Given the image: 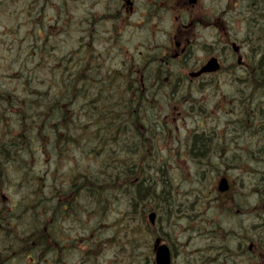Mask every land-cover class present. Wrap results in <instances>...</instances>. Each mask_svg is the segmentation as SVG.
Returning <instances> with one entry per match:
<instances>
[{"label": "rangeland", "instance_id": "rangeland-1", "mask_svg": "<svg viewBox=\"0 0 264 264\" xmlns=\"http://www.w3.org/2000/svg\"><path fill=\"white\" fill-rule=\"evenodd\" d=\"M14 1L2 0L5 5L2 10L5 12H0V85L20 91L22 83L23 88L26 87L23 78L20 77L21 71L24 70L22 68L23 62L26 59L24 51L28 50V45L31 43L27 37L28 29L24 23L25 19L16 8L20 6V3H14ZM99 1L70 0V7L73 8V15H70L71 27L74 29L72 43H70L71 48H78V39L80 41V31L78 29H80L84 13L91 10L97 11L100 7ZM215 4L221 5L222 0L215 1ZM261 19H263L262 14ZM168 22L170 21L167 20ZM246 27L249 29L251 26L246 23ZM252 29H254V25H252ZM60 36H62V33H60ZM20 49L23 56L18 54ZM34 59L37 60L33 57L28 60L29 67L32 66ZM13 74L17 76L13 77ZM229 80L221 76V83L216 84L214 89L207 88L202 91L198 90L195 94L192 93L190 98L195 99V102L191 101L190 106L193 105L194 109L180 110L182 112L181 116H179L177 110H166L164 113L161 110L163 115L173 113L177 121L170 123L171 127L169 128L173 132L171 131V134L168 132V136H162L157 141L158 149L152 156L154 159L152 158L150 165L152 168L159 170L158 173L157 171H150L149 178L152 176L158 184H165L175 200V202H172L171 210L164 214V228H159V232L162 229L171 232L173 243L169 245L172 247V251L180 254L179 257L176 256L173 259L174 264H187L183 256H193L196 251H204L208 246L206 236L209 237V242L215 246L224 247L222 245L228 244L229 247H224L225 250L234 253L237 243L241 247L242 239L239 241V238L246 231L251 236L254 235L252 232L256 227L253 225L257 224V217L263 215L260 212L261 209L264 212V182L262 177V172L264 173V129L262 130L261 127L257 129L259 133L255 129L256 126L262 124L263 116L256 112L261 118L259 119L260 122L255 121L254 111L251 109L247 113L246 109V115L243 116L245 119H241L240 124H237L238 119L235 112L237 107L234 98L237 96L238 90ZM31 87L32 85L28 86L27 92L22 91L23 98L34 97L29 91ZM258 96L260 98L261 96L264 97L262 90L257 93ZM242 108L244 110L245 107ZM251 114L253 116L250 117ZM10 117L14 118L13 121H20L21 119L17 118L16 114H11ZM93 122H97L96 119ZM16 126L18 125L16 124ZM117 127H113V130L116 131ZM103 129L112 128L105 127ZM206 129H215L218 135H223L225 130H229L226 131L225 137L222 136L225 142H230L226 147L217 144L215 141H213V144L211 139H215V135L208 138L210 140L208 148L215 157L212 158L207 153H205V156L212 159L213 162L207 157L193 158L191 153L189 140L191 132ZM2 140L3 138L0 136V142ZM86 142L87 139L84 137L83 143L85 145ZM81 150L83 154L78 150L73 156L69 155L72 156L69 158L70 160L65 159L67 168L70 167L69 170L74 168V174L78 178L83 176V173H86L89 169L99 170V166L102 164L101 156L98 158L92 155L86 156V147ZM53 151L48 148L45 156L33 153H28V156H26L25 162L28 164L26 167H31L32 175L37 178L35 175L39 173V176L44 178V180H41L42 191L36 193L29 190L25 185L26 182L23 183L21 180L23 178L21 166L24 162L22 157L19 165L5 166L12 173L14 182L12 187L3 192L9 195L7 199L10 206L15 203L18 205L19 202H26L25 198L27 196L31 197L30 200H33L37 193L43 200L54 195L56 206L59 205V196L70 194L67 190V184L58 178L66 177L65 169L64 171L57 170L62 164L63 156ZM60 173L63 175L57 176ZM78 173H80V176ZM223 176H226L231 183V189L227 194H221L217 190L218 182ZM56 189H59V191ZM85 190L87 189H81L82 192ZM76 193L73 192L72 194L74 196L72 199L75 202L69 217L65 216V219L54 218L57 233L64 236L65 239L57 247L59 253L54 254L55 264H82L78 262L83 252H90L93 255L92 258H94L85 264L154 263L152 245L155 237L151 233L150 236L148 234L144 235L142 231L137 233L136 229H134L135 233L132 231L136 227L143 228L142 223L135 219V211L128 207L127 202L129 200L123 202L122 197L119 199L121 192H114L116 197H114L115 199L112 197L110 203L101 202L100 204L99 202H90V198L85 197V195L87 196L86 192L83 194ZM126 198L128 199V197ZM193 200H199V202H194V207L190 206L193 203L190 201ZM32 203L43 204L40 201H28V206ZM44 203L47 204V202ZM187 206L193 207L195 210V215H192L193 219L188 218L191 216L190 213L187 216H182L179 213L180 210L186 212ZM97 210L103 214H101L102 219L97 217ZM4 212L5 216L12 215L9 208L4 209ZM35 214V216L29 215L30 224H27L26 220L21 217L13 219L15 216H10L12 220L11 232L16 233L17 236L27 238L33 230L36 231L44 223V229H46L47 223L43 221V218L46 220L47 216L41 218L37 213ZM123 221L129 222L127 230L120 226V222ZM117 232H120L123 238L111 240V237L117 235ZM159 232L153 231V233ZM164 233L165 231L162 234ZM10 236L12 235L10 234ZM158 236L163 238L162 235ZM167 241L172 242L171 239ZM125 242H127L125 252L121 253L118 251L119 246L117 244L122 245ZM63 243H70L66 247L65 254H62ZM9 245L10 242L7 237L0 233V251L5 255L10 254L7 264H28L27 262H30V259L20 260L16 258V253L9 249ZM90 246H92V249ZM30 253L32 252H27L24 257L31 256ZM48 259L49 255L44 254L40 259L41 264H47Z\"/></svg>", "mask_w": 264, "mask_h": 264}, {"label": "flooded vegetation", "instance_id": "flooded-vegetation-1", "mask_svg": "<svg viewBox=\"0 0 264 264\" xmlns=\"http://www.w3.org/2000/svg\"><path fill=\"white\" fill-rule=\"evenodd\" d=\"M215 1L217 0H100L98 10L86 11L81 19L80 42L84 58L86 59L89 49H92L95 60L90 65L97 70L99 83H110L108 79L105 80L106 75L122 77L126 80V85L122 88L126 89L133 102L137 101L138 108L146 110L148 106H153L158 110L157 116L163 118L158 122H176L177 118L173 113L163 115L161 110H177L181 116L180 110L193 109L190 104L195 99L190 98L191 94L207 88L214 89L216 84L221 83V76L230 79L229 82L236 89L245 93L253 89L260 91L262 72L259 61L262 52L261 47L254 43L260 41L264 0H222L221 5H216ZM69 7L70 0L22 1L18 12L25 19L27 37L34 42L30 45L37 49L38 43L50 44L48 41L52 39L49 37H54L56 32L59 37L67 36ZM167 20L170 22L167 23ZM246 23L251 26L249 29ZM252 25L255 29H252ZM61 27L64 30L62 36ZM65 44L63 49L52 47L53 55L60 57L68 54L69 48ZM212 58L218 59L221 69L195 76ZM66 59H69V55ZM90 65L87 64V67L92 68ZM68 68L69 64L66 65V79L62 77V84L69 83ZM59 84L60 81H56L55 85ZM49 89L55 91L54 87ZM114 90L118 91L119 87L115 86ZM255 99L261 100L259 96ZM18 106L6 104L3 107L12 112ZM243 114L246 115V108ZM253 114L255 121L260 122V116ZM98 119L102 121L103 118ZM145 122H148L147 118ZM8 173L11 174L5 166H0V181L8 184L6 188L12 186ZM2 201L0 220L7 219L4 209L8 208L12 215L7 216H15L13 219L21 217L27 224L31 222L29 215L39 213L41 218L44 214L47 215V264H55V245H60L56 240L64 242L65 239L57 233L54 226V195L49 197V202L45 205L43 202L28 206V202H19L18 205L15 203L10 206L5 195H2ZM63 206L64 209L68 207L66 204ZM60 218L65 219L63 216ZM6 222L7 227L9 223ZM253 226L256 227L252 232L254 235L251 236L246 231L239 238V241L242 239V246L239 247L237 243L234 253L211 244L206 236L208 246L204 251H196L193 256L181 255L187 264H264V216L257 217V224ZM0 227L5 226L0 223ZM32 236L36 237L35 234ZM63 244L64 249L70 245ZM39 247L38 250L42 253L43 247ZM176 253L172 251V264L173 259L180 255ZM30 254L33 264L36 257L33 253Z\"/></svg>", "mask_w": 264, "mask_h": 264}, {"label": "trees", "instance_id": "trees-1", "mask_svg": "<svg viewBox=\"0 0 264 264\" xmlns=\"http://www.w3.org/2000/svg\"><path fill=\"white\" fill-rule=\"evenodd\" d=\"M23 1L27 2L28 0ZM4 6L5 5L3 4L2 0H0V12H5L2 10ZM61 6H63V3ZM69 13L71 16L73 15L72 7H69ZM262 17L264 19V14H262ZM260 29V41L257 40L254 45L261 47L262 57L259 61V65L262 76L260 78L259 88H261L262 95H264V21L262 23V28ZM60 31V33L64 31L62 27L60 28ZM73 31L74 29L71 27L70 19L67 36L59 37L56 32L54 37L52 35L49 37L52 39V41H48L50 44L38 43L37 49L30 44L28 45V50L24 51V55L26 56L22 66L24 70H22L20 73V77H22L25 82V88H23V83L20 91L13 90L2 84L0 85V114L2 112L9 113V109L3 107L6 104H16L19 106L16 109L13 108V110L17 112V118H21L20 121H14V123L18 125L17 128H19L21 132L18 135V133L15 131L11 132L9 124H7L9 119L12 120L14 118L8 116V114L0 115V136L3 138V140L0 142V151L9 150L10 146L13 144L16 145L18 140H20L21 148L23 150L22 160L24 161L21 166L23 172V181L26 182L25 185H27L28 189L32 190L33 193L42 191L41 180H44V178L39 176V173L35 175L37 177L35 178L31 173V167H26L28 164L25 161L28 153H34L38 151L41 152L42 150L46 151L48 148H51V151H55H53L54 153L62 154L63 161L57 170L64 171L65 169L66 177L62 176L58 178L60 181H63L67 184V190L70 194H62L59 196V202H63L68 207L64 211V204L56 205L55 218L61 216L69 217L71 211L74 208L75 202L74 199H72V197H74L72 196L73 192H77L76 194H83L86 192L88 197L86 195L85 197L90 198V202H99L100 204L101 202L110 203V199L112 197L115 199L114 197H116L114 192L119 191L121 192L119 199L122 197L123 202L129 200L127 202L128 207H131L135 211V219H138L142 223V230L139 227H136L133 228L132 231L135 233L134 229H136L137 233L142 231L144 235L148 234L149 236L151 233L153 237L155 235H162L164 238L166 237V240L171 239L172 242H168L172 245L173 240L171 232L164 229L159 232V228H164V214H167L171 210L173 206L172 202H175V200L170 190L166 188L165 184H158L156 179H153L152 176L149 178V175H151L150 171H157L158 173L159 170L152 168L150 165V161L152 158L154 159L152 156L158 149L157 141L162 136H168V132L171 134L172 129L169 128L171 127V124L158 122V120L161 118L157 117L159 112L153 106H148L146 110H141L138 108L137 103L131 100V96L129 94L126 93L122 95L120 92L117 93V99H113L115 97L113 92L107 93L109 95V99L103 102V119L102 121H99V117H97V115L94 116V113H96V111L98 112L97 104L90 97L92 95L95 96V90L91 86H89L84 92L82 90V82L84 77L96 82H99L100 80L97 70L93 68V65H90L91 61L95 60V56L91 53L92 49H89L88 55L85 59L84 50H80L79 45L77 49L74 47L71 48L70 43H72ZM78 31H80V29H78ZM50 34H52L51 30ZM30 43L34 44L32 41H30ZM64 44L69 48L68 54L65 56L60 54V57L53 55L52 47L63 49ZM38 49L40 53H38ZM18 54L23 56L21 54V50L18 51ZM67 55H69V59H66ZM32 57L37 58V60L34 59L32 61V66H37V70L34 68L30 69L32 66L29 67L28 65V60ZM67 64H69V85L65 89L63 86H54L56 81H60V84H62L63 78L65 77L66 79L64 72L66 71ZM87 64L92 68H88ZM57 65H59V68H56ZM61 65H64V67ZM16 76V74H13V77ZM107 79L110 81V83H112L111 79L115 80L117 78H115V75H106L105 80ZM255 81L256 79H254V87ZM42 84L48 85L49 87H54L55 91H60L68 95L70 100L62 101L59 96L51 94L48 91V88L39 90V87ZM29 85H32L29 91L34 95V97L23 98L22 91L27 92ZM237 90V96L234 98V103L237 107V110L235 111L236 118L238 119V121H236L237 124H240L241 119H245L243 117L244 114L242 107L247 109V113H249V111L252 109L254 113L259 112L260 116H263V120L261 121L262 124L255 127L256 131L259 133V130L257 129L260 127L262 130L264 129V99H262L264 97L261 96V100L259 101L255 98L257 97V93H259L261 90L255 91L253 89L252 92L247 93L240 89ZM84 95L89 97L91 104V108L88 109L91 118L88 122L82 121V117L79 115V105L81 104L80 100ZM66 103H70L71 105L69 111L66 108L64 110L65 112L59 110V107ZM146 118L148 119V122H145ZM95 119L97 122H93ZM115 126H118L116 131L113 130V127ZM105 127H110L112 129H103ZM227 130L224 132L226 133ZM225 133H223V135H226ZM5 134H7L6 138L4 137ZM211 135L216 136L215 139L212 138L211 141H215L217 144H219L217 139L222 138L223 135H218L215 129H206L201 131L193 130L191 132L189 140L193 158L200 159L202 157H207L205 156V153L209 154V156L212 158L215 157L208 148V144H210V140L208 138ZM122 136L124 137L121 138ZM84 137L87 139L86 145L83 143ZM85 147L86 156L92 155L95 158L101 156L102 164L99 166V170L89 169L86 173H83V176L78 178L74 174V168L72 170H69L70 167L67 168L65 159L70 160L69 158L72 157L78 150L83 154L81 149L84 150ZM210 160L213 162L212 159ZM19 164L20 162L17 165ZM8 175L11 185L13 186V175L12 173H8ZM61 175L63 174L60 173L57 176ZM78 175L80 176V173H78ZM262 177L264 182L263 172ZM7 186L8 184L5 185L0 181V202H3L1 196L4 191H7ZM84 188L87 190L82 192L81 189L83 190ZM56 190L59 191V189ZM126 197H128V199ZM29 198L31 197L27 196L25 198V200H27L26 202H49V197L43 200V198L38 195V193L33 200H30ZM199 200L190 201L193 202L190 206H193L195 204L194 202H199ZM45 204L46 203H44V205ZM190 206H187L188 209L186 212L180 210L179 213L182 216H187V214L190 213L191 216L188 218L193 219L192 215H195V210L193 208L194 206ZM150 211H156L158 214V225L156 224L155 227L151 226L147 221V216ZM260 212L264 216L262 209ZM97 213V217L102 219L103 214L98 210ZM37 214L40 215L39 213ZM44 215L47 216L46 214ZM6 217V220H0V223H3L5 226L4 228L0 227V233L4 234L9 240V249L15 253L16 251L19 252V254L16 255V258L24 260V256L28 251L38 250L40 245L44 249L42 255L47 253L48 239L47 233L45 232L46 229H44L45 223L42 226L43 228H38L39 232L35 230L31 232V234L33 233L36 235L35 238L38 241V246L36 248L30 249L22 246V241L25 240L24 237L19 235L17 236L16 233H12V236L9 237L11 233L7 229L8 227H6V221L12 220L10 217ZM43 221L47 223V219L44 220L43 218ZM189 221L194 222L196 220ZM128 223V221L120 222V226L127 230ZM153 231H157L159 233H153ZM163 231H165L164 234H162ZM122 238L123 237L121 236V233L117 232V235L111 237V240H118ZM117 245L119 246V252H125V246H127V242L122 245ZM222 246L225 248L229 247L228 244ZM90 248L92 249V246H90ZM9 255H5L0 251V262H2V260L7 262L9 260ZM81 256L80 263L82 264L90 262L94 259L92 258L93 255L90 252H83ZM36 262L39 263L40 259Z\"/></svg>", "mask_w": 264, "mask_h": 264}, {"label": "bare ground", "instance_id": "bare-ground-1", "mask_svg": "<svg viewBox=\"0 0 264 264\" xmlns=\"http://www.w3.org/2000/svg\"><path fill=\"white\" fill-rule=\"evenodd\" d=\"M22 1L23 0H15L14 3H22ZM78 45L80 47V50H82L83 48H82V44L80 41L78 42ZM38 53H40L39 50H38ZM32 68L37 70V66H32L30 69H32ZM111 82L112 83H103V82L99 83V82H96V81H93V80H90L87 78H85V79L83 78V82H82L83 92L86 91L89 86H91L95 90V96H93V95L90 96L91 99H93L94 102H96L97 108H98V112L96 111V113H94V116L97 115V117H102V112L104 111L103 102L107 101L109 99V95L107 94L108 92H113L115 94V97L114 98L112 97L113 99H117V93L118 92H120V94H122V95L126 94V93L128 94L126 89L122 88V87H125V85H126L125 79H123L122 77H119V81L117 78L115 80H112ZM68 85H69V83L55 85V86L56 87L63 86V88L65 89V88H67ZM115 86L119 87L118 91L114 90ZM47 88L51 94H55V95L59 96L62 101L70 100V97L68 95H66L60 91L50 90L49 89L50 87L48 85H45V84L40 85L39 90L47 89ZM135 102L137 103V101H135ZM80 103L81 104L79 105V115H80V117H82V121L88 122V121H90V118H91V115L88 112V109L91 108L89 97H86L84 95L83 98H81ZM70 106H71L70 103L69 104L68 103L62 104L59 107V110L64 111L66 108L69 111ZM7 124H9L11 132L15 131L16 133H18V135L21 133L20 129L17 128V126L13 120L9 119L7 121ZM6 136H7V134L4 135L5 138H6ZM223 137H225V135ZM223 137L218 138L217 142L221 146L226 147L230 142H225L223 140ZM22 154H23V150L21 148V142H20V140H18L17 144L16 145L13 144L12 146H10L9 150H7V151L1 150L0 151V166L1 165H3V166H9V165L15 166V165H17L21 160ZM22 246H24L25 248H30V249L36 248L38 246V241L36 240L35 237H27V238H25L24 241H22ZM18 254H19V252L16 251V255H18ZM0 264H7V262L2 260V262H0Z\"/></svg>", "mask_w": 264, "mask_h": 264}, {"label": "water", "instance_id": "water-1", "mask_svg": "<svg viewBox=\"0 0 264 264\" xmlns=\"http://www.w3.org/2000/svg\"><path fill=\"white\" fill-rule=\"evenodd\" d=\"M196 1V0H192ZM220 68L217 59H211L204 67L197 73L200 75L203 72L217 71ZM218 189L221 192H225L229 189L228 179L226 177L222 178L219 182ZM152 223H154L156 218V213H151L149 216ZM155 255H156V264H171V251L169 246L166 243H161L159 239L156 240L155 244Z\"/></svg>", "mask_w": 264, "mask_h": 264}]
</instances>
